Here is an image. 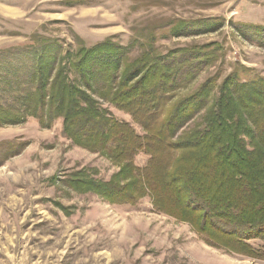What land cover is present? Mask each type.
I'll list each match as a JSON object with an SVG mask.
<instances>
[{"label":"rangeland","instance_id":"1","mask_svg":"<svg viewBox=\"0 0 264 264\" xmlns=\"http://www.w3.org/2000/svg\"><path fill=\"white\" fill-rule=\"evenodd\" d=\"M250 25H264V0H0V75L15 82L14 71L23 73L29 53L48 42L62 58L109 40L132 60L153 41V54L188 47L208 57L178 96L209 78L217 90L228 76L264 79V46L242 33L250 35ZM95 98L143 134L129 114ZM12 101L0 91V103ZM147 159L140 152L134 161L143 167ZM118 170L72 143L61 117L49 127L35 117L0 125V264H264L208 244L189 222L157 211L148 195L110 203L68 183L78 172L108 181Z\"/></svg>","mask_w":264,"mask_h":264},{"label":"trees","instance_id":"2","mask_svg":"<svg viewBox=\"0 0 264 264\" xmlns=\"http://www.w3.org/2000/svg\"><path fill=\"white\" fill-rule=\"evenodd\" d=\"M248 28L244 36L264 46V25ZM53 46L30 52L15 82L0 75V91L13 96L0 103V125L35 117L49 127L61 117L72 143L119 167L108 181L72 174L75 189L118 204L148 195L157 211L189 222L208 244L264 260V79L228 76L215 90L209 78L178 96L208 62L201 49L153 54L149 41L130 60L128 48L109 40L62 58ZM95 97L129 114L143 134ZM140 152L148 155L143 167L134 161ZM256 239L262 246L248 243Z\"/></svg>","mask_w":264,"mask_h":264}]
</instances>
